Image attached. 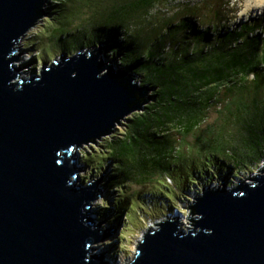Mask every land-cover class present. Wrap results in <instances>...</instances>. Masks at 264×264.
<instances>
[{"label": "water", "instance_id": "95a60500", "mask_svg": "<svg viewBox=\"0 0 264 264\" xmlns=\"http://www.w3.org/2000/svg\"><path fill=\"white\" fill-rule=\"evenodd\" d=\"M48 1L0 0V264H110L92 247L110 232L92 216L105 177L81 184L76 151L116 136L153 90L101 46L23 77L18 45L49 17ZM191 208L193 227L162 222L129 264H264V167Z\"/></svg>", "mask_w": 264, "mask_h": 264}, {"label": "trees", "instance_id": "16d2710c", "mask_svg": "<svg viewBox=\"0 0 264 264\" xmlns=\"http://www.w3.org/2000/svg\"><path fill=\"white\" fill-rule=\"evenodd\" d=\"M49 1L48 10L57 25L49 37L51 46L41 51L42 58L54 56L55 47L73 55L84 48L103 46L106 56L117 59L139 78L141 86L153 90L152 103L128 120L123 137L115 136L106 143L109 158L118 162L115 173L106 181L111 189L122 190L138 174L146 180L158 171L174 172L181 162L189 164L192 157L174 156L168 141L172 133L198 134L205 122V111L213 101H218L216 91L246 81L249 74L259 76L264 67V27H258L262 28L261 34L253 37L250 31L255 32L256 25L230 32L228 26H213L212 32L200 31L193 17H188L178 24L167 23L164 28L151 26L147 31L145 27L136 29L134 24L148 18L161 0ZM203 23L215 24L218 19ZM257 99L251 105L239 103L237 110L229 112L233 119L229 118L228 124L233 123V131H224L212 142L198 144L199 148L211 147L210 153L218 150L217 161L233 165L243 173L259 169L264 162V107L257 105ZM201 154L205 155V151L198 149L195 155ZM87 155L84 154V160ZM140 159L144 163L140 164ZM98 164L103 166V160ZM190 166L173 173L186 176L177 185L182 190L202 174L195 166L207 164L197 161ZM217 167L213 168L215 172ZM210 173L205 170V175ZM162 182L170 187L167 181ZM156 188L160 195L166 192L160 186ZM118 201L123 204L121 199Z\"/></svg>", "mask_w": 264, "mask_h": 264}, {"label": "rangeland", "instance_id": "374dc122", "mask_svg": "<svg viewBox=\"0 0 264 264\" xmlns=\"http://www.w3.org/2000/svg\"><path fill=\"white\" fill-rule=\"evenodd\" d=\"M49 7L50 1L44 7L49 17L44 18L28 32L18 45L20 50L17 54L22 55V57L16 65L19 68L26 69L22 70L23 77L30 78L34 74H41L44 66L51 65L64 54L60 48L55 47L54 56L42 58L43 52L41 51L44 47L51 46L49 37L56 27L55 16L49 12ZM188 17H193L194 24L200 31L212 32L214 27L226 28L228 26L231 28L227 29L230 32L231 30L241 29L242 26H245L246 29L256 25L255 32L254 30L250 31V37H253L261 34L259 31L262 28L258 27H264V0H161L153 13L148 18L140 19V22L134 24V27L136 29L145 27L148 29L147 31H150L151 26L158 25L164 28L167 23L177 22L178 24ZM207 19H218V23H203V20ZM263 33L264 31L261 35H264ZM101 47L106 54V49L103 46ZM106 55L103 56L108 57ZM108 58L113 61L112 57ZM259 71V76L253 73L249 74L244 78L246 81H239L237 85L223 87L216 91L218 101H213L205 111V122L197 132L198 134L189 136L184 133H172L168 139L171 148L174 149L175 157H192L191 160H188L191 164L190 167L197 161L207 164V166H195V168L202 171V174L193 178L186 190L177 187L180 184L179 181L181 182L186 176L173 174L189 168V164L186 162L177 164L174 172L169 171V173L164 172V174L158 171L146 180L141 179L138 174L122 190L108 188L106 181L115 173V165L118 162L109 158L110 153L107 152L106 143L113 140L115 136L103 138L98 142L99 146L91 144L76 151L79 155V167L83 170L80 174L81 184L86 186L105 177V180L98 185V190L104 193L105 198L92 203V216L96 218L98 226L103 224L99 231L110 232L104 240L92 246L95 249V255H103L104 252L106 262L110 264H129L135 259L139 246L147 234L151 230L158 229L159 224L162 222L167 220L179 221L185 231L188 227H193L192 220L197 216L193 215L191 207L197 202V198L203 196L204 193L219 187L223 188L225 184L232 189L244 182L253 183V179L260 174L264 167V162L259 169L243 173L233 165L217 161L218 153H220L218 150L210 153L211 147L199 148L198 144L212 142L211 139L224 134V131L226 133L233 131V123L228 124L233 119L229 117V112L237 110L239 103L251 105L253 99L258 97L257 105L261 108L264 107V67ZM140 84H142L141 81ZM233 102L234 104H232ZM128 120L122 124V127L118 126L116 128V137H123L122 135L127 130ZM198 149H203L205 155L201 154V157L195 155ZM84 154H88L85 160ZM89 160L93 163L87 164L86 162ZM99 160H103V166H99ZM173 160L175 159L173 158ZM229 160L231 159L229 158ZM138 161L141 164L145 160L140 159ZM216 166H218V172L213 170ZM205 170L208 173H213L207 176ZM164 180L167 181L170 187L162 182ZM175 180L178 181L177 184ZM157 186H160L166 192L160 195L156 191ZM120 199L123 201L121 205L118 201ZM123 235L124 240H122Z\"/></svg>", "mask_w": 264, "mask_h": 264}, {"label": "bare ground", "instance_id": "6f19581e", "mask_svg": "<svg viewBox=\"0 0 264 264\" xmlns=\"http://www.w3.org/2000/svg\"><path fill=\"white\" fill-rule=\"evenodd\" d=\"M101 252H102V251H101ZM101 252H100V253H101Z\"/></svg>", "mask_w": 264, "mask_h": 264}]
</instances>
